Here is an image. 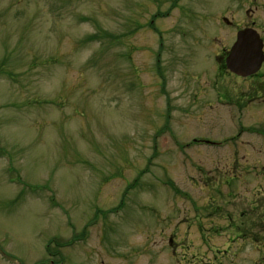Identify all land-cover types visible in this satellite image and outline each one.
Listing matches in <instances>:
<instances>
[{"label": "rangeland", "instance_id": "1", "mask_svg": "<svg viewBox=\"0 0 264 264\" xmlns=\"http://www.w3.org/2000/svg\"><path fill=\"white\" fill-rule=\"evenodd\" d=\"M174 1L0 0V264H200L252 213L260 155L193 140L239 128L236 1Z\"/></svg>", "mask_w": 264, "mask_h": 264}, {"label": "flooded vegetation", "instance_id": "2", "mask_svg": "<svg viewBox=\"0 0 264 264\" xmlns=\"http://www.w3.org/2000/svg\"><path fill=\"white\" fill-rule=\"evenodd\" d=\"M179 1L180 0H175L172 4V8L179 7ZM234 1H236L235 8L227 7L226 14H215L214 18L217 19L216 23L222 21L227 28H237L235 38H237L238 32L242 30H254L262 41V52L264 55V0ZM169 14L170 12H167L166 16ZM229 15H232V18H230ZM192 16L191 18L193 20H197L196 14ZM236 18H238L239 21ZM234 19L236 22L233 21ZM230 49L224 58V64H221L225 66L227 70L228 68L225 60ZM234 75L240 78L242 84L247 83V86L244 88L242 86L240 89L241 93L239 98L241 100H239L237 106L239 112V128L236 134L225 138L222 140L223 142L205 137L193 140L194 142L198 141L201 142L199 144H204L209 147H215L223 143L227 145L238 143L239 149L243 147L248 152L254 153L255 157L260 155L255 165L252 166L254 171H247L245 174L241 172L240 175L244 177L246 173L253 174L252 177H255L256 181H258V185L255 186L252 192V213L249 214L248 217H244V213H241L239 216H242V218L236 220L232 215H226L227 217H225L224 223L219 224L213 223L214 219H210V223L207 225L206 229L202 228V225H199L201 222L199 219L197 220L198 225H193V227L197 228L200 232H207L208 235L206 237L208 239L212 241L213 239L214 241H223L221 248L210 245L209 251L207 252L208 260H205V258L201 259V261H199L200 264H264V58L256 72L247 76ZM253 110V116L250 118L252 122H245L244 117L246 113L248 114V111L252 112ZM243 158H245V156H243ZM75 241H80V239H74L71 243L66 242L58 245H60V247H68L72 246ZM173 241L171 237L169 240L170 245L173 244ZM206 242L209 243L207 239ZM247 243L250 244L248 251L254 253L251 258L244 256V250L248 247ZM50 248V245L46 246L49 257L37 264H64L65 259L63 256L60 261H55V258H53L57 255H61L60 250H49ZM184 262L178 258L176 263L184 264ZM185 264H188V262H185Z\"/></svg>", "mask_w": 264, "mask_h": 264}, {"label": "water", "instance_id": "3", "mask_svg": "<svg viewBox=\"0 0 264 264\" xmlns=\"http://www.w3.org/2000/svg\"><path fill=\"white\" fill-rule=\"evenodd\" d=\"M262 46V41L254 30L238 32L236 41L225 60L227 68L243 76L256 72L264 58Z\"/></svg>", "mask_w": 264, "mask_h": 264}, {"label": "trees", "instance_id": "4", "mask_svg": "<svg viewBox=\"0 0 264 264\" xmlns=\"http://www.w3.org/2000/svg\"><path fill=\"white\" fill-rule=\"evenodd\" d=\"M114 38H116V37H114ZM84 234H86V230L82 233V236H83ZM72 241H74V239H73ZM69 242L71 243V240H70Z\"/></svg>", "mask_w": 264, "mask_h": 264}]
</instances>
